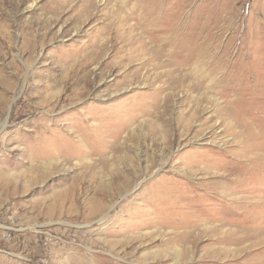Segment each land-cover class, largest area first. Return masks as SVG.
Instances as JSON below:
<instances>
[{
	"label": "rangeland",
	"instance_id": "obj_1",
	"mask_svg": "<svg viewBox=\"0 0 264 264\" xmlns=\"http://www.w3.org/2000/svg\"><path fill=\"white\" fill-rule=\"evenodd\" d=\"M0 129V264H264V0H0Z\"/></svg>",
	"mask_w": 264,
	"mask_h": 264
},
{
	"label": "bare ground",
	"instance_id": "obj_2",
	"mask_svg": "<svg viewBox=\"0 0 264 264\" xmlns=\"http://www.w3.org/2000/svg\"><path fill=\"white\" fill-rule=\"evenodd\" d=\"M84 1H85V0H84ZM60 2H61V1H59V3H60ZM89 2H90V0H89ZM94 4H95V3H94ZM88 5H89V4H88ZM132 6H133V5H132ZM60 7H61V6H60ZM134 8H135V7H134ZM120 12H121V11H120ZM122 14H123V13H122ZM136 16H137V15H136ZM146 17H147V16H146ZM166 28H167V27H166ZM166 28H165V29H166ZM165 29H161V31H162V30H165ZM6 123H7V122H6V120H5V121L1 124V129H3V128L6 126ZM1 129H0V130H1Z\"/></svg>",
	"mask_w": 264,
	"mask_h": 264
},
{
	"label": "built area",
	"instance_id": "obj_3",
	"mask_svg": "<svg viewBox=\"0 0 264 264\" xmlns=\"http://www.w3.org/2000/svg\"><path fill=\"white\" fill-rule=\"evenodd\" d=\"M7 238V236H5Z\"/></svg>",
	"mask_w": 264,
	"mask_h": 264
}]
</instances>
